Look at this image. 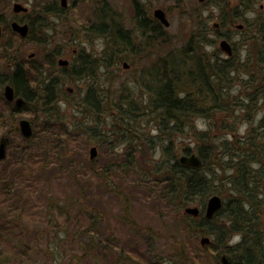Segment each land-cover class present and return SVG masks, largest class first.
Wrapping results in <instances>:
<instances>
[{"label": "trees", "instance_id": "16d2710c", "mask_svg": "<svg viewBox=\"0 0 264 264\" xmlns=\"http://www.w3.org/2000/svg\"><path fill=\"white\" fill-rule=\"evenodd\" d=\"M255 4V0H240L232 10L223 11L221 25L242 21L244 30L250 35L249 40L258 42L251 44L254 55L244 60L235 55V50L227 59L210 54L206 50L208 43L195 33L187 43L177 47L159 20L140 17L136 13L139 34L148 37L150 42V60L147 59L148 69L142 80L147 96L144 109L134 107L133 101L123 95L109 101L106 95L98 93L93 83L76 104L78 113L91 117L114 112L113 122L121 136L119 142L126 145L127 159L125 165L117 168V174L122 178V174L128 175L127 168H132L137 190L133 192H140L137 187L142 183L150 185L147 193L157 194V189L159 201L162 200L165 207L174 206L179 211H185L197 199L202 200L200 215H185L183 222L195 235L210 236L211 243L195 250L194 256L189 254L190 260L183 259L187 251L182 249V257L176 262L171 260L172 264H223V255L230 264H264V22L256 27L246 18ZM43 13L60 15L62 12L51 6ZM25 18H29L30 31L26 39H20L36 43L37 23L45 19L43 16L33 18L29 14H25ZM101 19L103 22L97 32L108 38V48L115 54L111 55L121 60L124 51L121 46L133 48L131 32L121 23L108 20L107 16ZM41 26L48 27L45 23ZM148 31L150 35L146 36ZM17 52L7 37V30L1 31L0 128L10 126L6 137L12 139L13 133H20L17 124L21 114L32 115L35 128L30 139L21 136L16 144L12 139L7 159L0 162V264H63L65 259L68 260L61 246L64 236H71L73 246L82 248L78 255L72 253L71 258H75L76 264L81 258H89L90 264H100V261L103 264H126L128 261L136 264L145 260L149 264H168L162 263L154 253L143 256L136 249L132 251L136 254L134 256L131 252H123L110 240L99 242L95 227L102 217L96 209L91 212L82 209L76 199L60 202L44 191L52 169L85 167L83 161L78 163L77 155L81 153L71 141L80 140L76 134L86 128L76 120L70 124L63 115L64 104L70 96L66 86L76 80L91 81L99 68H108L110 64L82 51L73 67L59 68L55 61L59 51H54L49 65L58 69V74L43 69L34 59H18ZM152 53L155 56L152 57ZM236 81L246 91L243 99L229 94V88H233ZM9 84L13 86L16 98L24 100L20 108L4 97V89ZM258 109L261 115L256 122L254 114ZM215 116L223 119L214 122L209 132L198 130L194 124L195 118L213 121ZM40 119L43 122L41 127L38 125ZM245 122L247 127L242 135L240 128ZM139 123L143 131L139 130ZM149 123L153 124L156 135L147 133L145 124ZM215 128L227 136L219 138L216 132L212 135ZM93 132L92 136L84 132L87 134L86 147L99 136V141L111 143L108 137ZM110 138L113 140L114 137ZM138 152L148 154L149 159L143 160L150 165L148 168L137 167ZM110 153L113 157L118 156L114 151ZM157 153L158 157H155ZM193 153L201 159V167L180 163L181 155ZM84 160L89 170L95 173L93 167L98 163V157L87 159L84 156ZM117 195L126 199L125 205L129 203L130 194ZM213 195L221 196L224 206L208 220L204 211L207 200ZM73 205L89 217L88 229L79 225L74 232L69 227ZM27 207L31 208V216L36 219V222H30L32 225L25 223ZM60 216L65 217L64 223L58 221ZM124 218L127 224H131L133 214ZM40 228L42 238L37 236ZM91 232L94 238L90 237ZM18 236L23 240H18ZM88 236L90 242L87 244L85 237ZM235 238L239 240L232 243ZM128 254L134 260H130ZM49 259L52 263H48Z\"/></svg>", "mask_w": 264, "mask_h": 264}, {"label": "rangeland", "instance_id": "374dc122", "mask_svg": "<svg viewBox=\"0 0 264 264\" xmlns=\"http://www.w3.org/2000/svg\"><path fill=\"white\" fill-rule=\"evenodd\" d=\"M54 1H57L58 4L61 3V0H42L41 5L45 7ZM16 2L27 6L29 8L27 14L35 18V9H37L39 0H0V17L2 19L0 26L2 31L7 30L8 39H11L14 48L18 50V59H34L41 64L43 69L49 70L51 73L57 72L58 74L60 71L52 69L53 67L49 65L51 62L49 58L54 51H59V56H56L55 60L59 68L63 67L59 65L60 60L68 61V66L65 67H73L82 51L110 64L108 68H99L93 80H76L75 83H69L66 86L70 96H68L67 104H64L63 115L70 124L73 120L80 123L86 128L84 132H88L90 136L93 135L91 133H94L93 131L95 130L99 134L108 137L111 143L99 141L101 138L99 136L91 140V144L86 147L87 134L79 131L76 135H79L80 140L71 141V143L80 150L81 154L79 155L78 153L77 155L78 163L83 161L85 167H73V169L71 168L73 171L70 169L69 171L66 168L60 170L57 167L52 169V172L48 174L50 177L47 179V184L44 185V191L60 202L76 199L82 205V209H88L89 212L93 211L92 209H96L97 214L102 217V219L99 218L100 220L97 217L94 218L99 220L95 227L97 234L94 233L97 235L99 242L101 240H110L114 246L123 249L122 251H125V253L131 252L134 256L136 254L132 251L136 249L143 256L154 253V256L158 257L162 263L168 264L173 263L171 260L176 262L177 259L181 258V251L185 249L187 256L183 257V259L190 260L189 254L194 256L195 250L198 251L203 248L201 245L203 237L188 231L183 222V217L187 215L185 211H179L174 206L165 207L162 200L159 201L157 198V189V194L155 192V194L147 193L150 185L146 186V184L142 183L141 187H137L140 192H137V194L133 192L135 184H133L132 168H127L128 175L122 174V178L118 176L117 168L125 165L127 159L126 145L119 142L121 136L118 135L116 124L113 122L114 112H107L100 117H91L88 114L78 113L76 104L80 102L90 84L93 83L98 93L106 95L109 101H114V99L123 95L133 101L134 107L140 108L141 111L144 109V105L147 103V96L142 80L148 69V44L150 42L148 37L141 36V33L139 34L136 13L140 17L145 16L148 19H156L154 11L162 8L170 21V27L165 28V30L177 47L187 43L191 34L195 33L200 34L201 39L208 43L206 50L212 55L218 54L221 58H228L227 54L220 48V42L223 39H227L230 42L235 50V55H238L242 60L254 55V49L251 44L253 42L258 44V42L249 40L250 35L248 31L244 30V22L239 21L234 25L228 22L229 24L221 25L224 16L223 11L232 10L238 5L240 0H206L205 3H200L199 0H70V8L67 12L60 15H43L45 20L37 23L35 32L36 43L23 42L20 39L21 37L10 27L13 20L28 23L29 19H26L24 14L16 15L13 12V5ZM255 2L254 10L249 12L246 18L257 27L260 22H264V0H255ZM75 6L77 7L75 8ZM103 16H107L108 20H112L115 23H121L125 30L131 32L133 48L122 45L121 49L124 51L122 52L121 60H119L118 56H116L118 60L112 56L115 54L108 48V38L97 32V27L103 22L101 19ZM8 23L11 31L7 26ZM41 23L47 24L48 27L44 29ZM217 24L218 27H215ZM239 25L242 26L241 30L237 27ZM40 27L41 30H39ZM149 35L150 32L148 31L146 36ZM41 37L42 42L40 43ZM161 47L159 46V48ZM32 54H34V57L30 58ZM151 56L153 57L155 54L152 53ZM125 64L128 66L126 67ZM245 92L239 81H236L233 88H229L230 96L235 98L243 99ZM237 111L241 112V109ZM254 115H256L254 118L257 122L261 115L260 109ZM21 119L32 121L34 117L29 114H21L19 121ZM221 119H223L221 116H215L213 121L200 117L194 119V124L198 130L209 132L211 125ZM42 123L40 119L38 122L39 127H41ZM140 123L138 128L143 131ZM220 124L218 123L217 125ZM246 124V122L243 123L240 128L242 135L247 127ZM17 125L19 127V122ZM145 126L148 134H157L152 129L153 124L149 123L145 124ZM9 128L10 126L0 128V139L6 137V130ZM33 128L35 127L33 126ZM214 132L219 138L227 136L218 132L216 128L212 135ZM21 136L20 133L12 134L15 144L20 141ZM110 137H114L113 140ZM144 146L147 148L148 145L145 144ZM92 147H96L98 150L99 160L93 167L95 173L89 170V165L84 160V156L90 159ZM113 151L118 156L113 157L110 153ZM158 154L155 157H158ZM153 157V155H150L151 159H154ZM136 158L137 167L140 169L150 166L143 163V160L149 159L148 154L138 152ZM26 194L28 197L29 192L27 191ZM117 194L122 197L130 194L129 203L125 205L126 199H120ZM202 204V200L197 199L189 207L200 209ZM71 212L73 214L69 227L74 232L76 228L79 229V225L88 229L90 224L88 221L89 217L83 213L81 208L73 205ZM130 214H133L134 220L130 219L131 224H127L125 221L127 219L124 217ZM25 215L28 218L30 217V219L25 218V223L28 225H32L30 222H36V219L31 216L30 207H27ZM58 221L64 223L65 217L60 216ZM91 233L89 234L90 237L94 238L93 232ZM37 236L42 238L41 228L37 232ZM90 237H85L87 244L90 242ZM61 239L62 251L65 250V257L68 259H65L63 264H76L75 258H71L72 253L78 255L81 253L82 248L76 245L73 246L71 236H64ZM18 240L23 239L18 236ZM238 240V238H235L232 243ZM42 245L44 246L43 239ZM70 245H72L71 251ZM127 257L130 260H134L129 254ZM89 261V258H81L78 264H90ZM50 262L49 259L48 263ZM100 264H103V262L100 261ZM126 264L133 263L128 261ZM136 264L149 263L145 260ZM211 264L213 263L211 262Z\"/></svg>", "mask_w": 264, "mask_h": 264}, {"label": "water", "instance_id": "95a60500", "mask_svg": "<svg viewBox=\"0 0 264 264\" xmlns=\"http://www.w3.org/2000/svg\"><path fill=\"white\" fill-rule=\"evenodd\" d=\"M61 1L63 6L67 5V0H61ZM199 1L202 2L203 0H199ZM13 12L16 15L25 14L29 12V8L21 3L16 2L13 5ZM154 17L157 20H159L166 28L170 27V21L166 16V12L162 8H158L154 11ZM11 27L13 31L17 33L22 39L27 38V36L29 35L30 26L27 23L23 24L16 20L11 23ZM239 28H242V26L239 25ZM0 35H1V27H0ZM220 48L224 53L227 54L228 57H231L233 55V46L230 44V42L227 39H223L220 42ZM33 57L34 54L30 55V58ZM59 64L60 66H67L68 61L60 60ZM125 66L127 67L128 65L125 64ZM4 97L8 102L13 103L14 107L20 108L24 104V100L22 98H16L15 90L13 86H11L10 84L7 85L4 89ZM19 129L21 135L25 139H30L34 135L33 124L28 119H21L19 121ZM11 143H12V139L10 137H3L0 139V162L5 161L7 159L8 148ZM97 156H98L97 148L92 147L90 158L96 159ZM179 161L181 164L190 167L199 168L202 166V161L196 153H193L191 155H181ZM223 206H224V200L221 196L213 195L209 197L205 208V218H207L208 220L213 219L216 216V214L222 210ZM185 213L193 217H198L200 215V209L197 207H187L185 209ZM210 243H211L210 237L205 236L201 239L202 247H206ZM221 260L223 264H230L226 255H223Z\"/></svg>", "mask_w": 264, "mask_h": 264}, {"label": "flooded vegetation", "instance_id": "af4514ba", "mask_svg": "<svg viewBox=\"0 0 264 264\" xmlns=\"http://www.w3.org/2000/svg\"><path fill=\"white\" fill-rule=\"evenodd\" d=\"M205 1L206 0H203L202 2H200V3H205ZM42 0H39V2L37 3V9H35V16L37 17V16H47V15H49V14H44L43 12L46 10L47 12H48V8H50L51 6H54V7H56L57 9H59L62 13H64V12H67L68 10H69V8H70V0H67V5L66 6H63L62 5V1H61V3L60 4H58L57 3V1H54L53 3H51V4H49V5H47V6H45V7H42ZM74 5H75V3H74ZM77 6H75V8H76ZM61 13V14H62ZM14 21H16V20H13L12 22H14ZM11 22V23H12ZM18 22H20V21H18ZM21 23V22H20ZM1 27V26H0ZM215 27H218V24L217 25H215ZM238 27V29H242V28H239V26H237ZM12 28V27H11ZM13 30V29H12ZM1 31H2V29H1ZM233 51H234V48H233ZM68 66V65H67ZM65 67V66H64ZM13 104V103H12Z\"/></svg>", "mask_w": 264, "mask_h": 264}]
</instances>
